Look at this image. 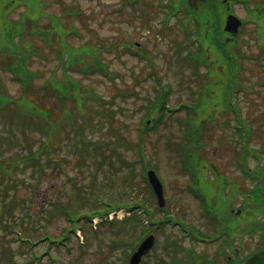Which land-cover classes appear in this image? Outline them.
I'll return each mask as SVG.
<instances>
[{"label":"rangeland","instance_id":"374dc122","mask_svg":"<svg viewBox=\"0 0 264 264\" xmlns=\"http://www.w3.org/2000/svg\"><path fill=\"white\" fill-rule=\"evenodd\" d=\"M170 1L142 0L127 5V0H24L17 8H0L9 23H18L28 10L40 9L43 24L69 10L74 14L63 24L69 26L68 31L76 29L69 44L77 48L101 46L99 58L104 65L101 74L75 72L71 76L97 96L85 106L76 108L71 103L66 108L84 129L85 135L78 142L80 148L88 149L87 158L78 159L74 153L77 148L73 146L79 143L72 119L57 104L51 109V121L57 129L49 142L57 149L52 154L55 158H66L61 160L63 169L47 168L33 187L34 195L23 182L14 186L18 178L30 181L28 171H15L12 179L3 181L0 264H127L133 250L126 244L134 240L132 245H137L150 229H158V237L141 264H225L228 256L245 258L254 250L264 249V212L251 204V191L257 190L264 208V39L259 40L263 29L255 23L257 17L262 20L264 16V0L231 1V13L248 24L233 48L230 42L233 45L234 40L221 38L226 43L225 52L209 49L211 68L196 65L194 54L200 43L195 16L183 5L175 8ZM222 6L218 7L217 19L223 26L227 12ZM214 25L213 21L212 30ZM41 50L44 57L31 59L28 64L31 71L44 74L36 80V87L55 64L52 50L44 45ZM226 57L234 67L232 80L226 72ZM5 61L3 56L1 89L21 100L20 83L3 70ZM228 100L230 108L225 104ZM19 114L15 106L0 114V123L12 122L16 134L11 140L5 133L6 125L0 126V136L5 138L0 139L1 157L9 163L5 168L26 152L24 144L22 149L5 151L11 141L21 138L24 129L33 146L43 140V135L34 134ZM144 124L150 129L143 131ZM185 124H200L195 143L183 141ZM238 126H242L241 132ZM94 146H101L96 156L90 152ZM185 151L192 155L183 157ZM152 166L164 185L163 213L142 177V172ZM188 169L202 182L197 191L206 196V190L213 209L220 213L216 220L205 218L198 200L188 192L192 184ZM4 199L10 205L3 203ZM13 200L18 204L15 208ZM134 202L147 207L149 222L158 223L170 215L189 229L218 239L210 237L212 245H199L180 228L149 226L142 220L145 216L138 218L141 225L137 228L126 221L124 226L117 221L112 228L104 220L100 226L105 216L117 219L128 213L125 207L111 209L109 204L130 207ZM63 209L77 214V224L68 221ZM23 210L27 211L24 218ZM11 225L24 231L22 237L28 236L26 246L14 241ZM72 228L75 231L70 233ZM80 242L84 244L80 246Z\"/></svg>","mask_w":264,"mask_h":264},{"label":"trees","instance_id":"16d2710c","mask_svg":"<svg viewBox=\"0 0 264 264\" xmlns=\"http://www.w3.org/2000/svg\"><path fill=\"white\" fill-rule=\"evenodd\" d=\"M29 11L30 10L27 11L25 17L22 16L18 23H9L10 19H8L7 14H0V61L3 56L6 57L3 70L10 75L12 80L20 83L21 93V100L11 98L1 89L0 83V114L2 113L5 115L9 108H13L15 106L20 113L18 116L25 118V121L28 122L27 126L34 134H42L43 140L39 143V145L37 144V146H33L32 143H29L28 135L25 132L26 129H24L21 138L18 141L17 139L16 141H11L5 151L6 153H9L14 149H22L21 146L24 144L27 148L26 152L21 153L18 162L11 164L12 166L9 165L8 168H5L4 165L9 163L1 157L0 151V172L2 173L0 177V188L5 179L13 178V172L28 171L30 183L27 179L21 180V178H18L15 180L14 186L17 187L19 182V184L23 182V184L28 186V189H30L31 193L34 195L36 181L46 174V169L52 168L54 171H60L63 169L61 160L66 159H57L52 155L57 151V149L50 145L49 141H51V138L57 128L51 121V109H53L54 105L56 106L58 104L61 111L71 117L75 130V140L76 142H81L79 139L85 135L84 129L82 128V125H78L77 121H74L71 111L69 110L68 112L66 109L68 108L67 105L72 103L73 107L76 106V108H79L85 106L89 99H97V96L88 90V87L85 88L84 85L72 79L71 76L72 73L75 72L84 76H92L99 73L101 74V72H103L104 65L99 58L101 52L103 51L101 46H91L88 44L84 47L77 48L69 44V38L72 33H76V29L72 28L71 31H68L69 26L63 24V21L64 19H70L69 17H71L74 13L66 10L61 18L54 16V18L48 19V21H50L49 24H43L40 19V16L43 15V13H41L40 9L31 10V12ZM255 23L258 27H260L259 29H263V32L259 34V40L261 41L264 39V17H262V20L255 21ZM200 35L202 36V33ZM215 36V33L211 29L209 36L207 37V41L201 37L202 42L204 44L206 43L210 49L214 48L217 51L220 50V53L225 52L226 43H221V40H217L218 37ZM42 45H44L46 49L52 50L54 53L52 56L55 64L51 74L47 75L44 81L36 87L34 86L36 80L40 77L42 78L44 74L38 71H31L28 68V64L31 59H41L44 57L45 52L41 50ZM230 46L233 48L234 44H230ZM198 51V58L204 60L206 54L204 47L200 46L196 49V52ZM226 59V72L232 75L233 79V75L235 73L234 67L230 64V58L226 57ZM230 77L231 76H229V79H231ZM233 85L234 84L230 85L231 90L233 89ZM84 89H87V91ZM227 90L229 91V89ZM225 104L229 105V100L226 101ZM1 125H6L7 131H5V133L11 137V140L16 138L12 122L10 124L0 123V126ZM56 125H58L57 122ZM185 125L186 130L184 131L185 134H183V141L185 140V144L195 143V140L199 138L200 127L198 126L200 124L190 126L187 124ZM43 128L45 131H43ZM149 129L150 128H148V130ZM238 129V132H241L242 126H238ZM145 131H147V129ZM0 139L3 140L5 138L0 136ZM75 146L77 150L74 151V153L79 156L78 159L83 160L84 158H87V154L89 155L88 149H85V147L80 148V143L74 144L73 147ZM100 149L101 146L92 147V150L90 151L91 155L96 156L99 153L97 151H100ZM186 154L188 157L192 155L189 151H185L183 152V157ZM6 188L9 189V186L7 185ZM251 195L253 196L251 203L252 206H255L256 209L262 211L263 213V200L258 199L257 190L251 191ZM7 201L4 199L2 202L10 205ZM14 203L15 200L11 201L13 208L18 205ZM61 211H64V209ZM24 215H27V211L25 212L23 210L22 218H24ZM76 215L77 214L75 213L72 214V216L78 217ZM86 215L87 214H83L84 217H86ZM123 222L124 223H120L122 226L126 225V222L129 221L126 220V222ZM21 225H24L23 222ZM259 226L260 225H256L254 227ZM261 229L264 231V223H262ZM18 233L25 234L23 230H20ZM262 236H264V233ZM26 238H28V236H26Z\"/></svg>","mask_w":264,"mask_h":264},{"label":"water","instance_id":"95a60500","mask_svg":"<svg viewBox=\"0 0 264 264\" xmlns=\"http://www.w3.org/2000/svg\"><path fill=\"white\" fill-rule=\"evenodd\" d=\"M188 1H189V4L193 6V3L195 2V0H188ZM240 24L241 22L237 17L233 15H228L227 20H226L225 30L230 31L232 33H236ZM148 178L154 188L159 205L163 206L164 199L162 195L161 184L152 170L148 171ZM152 242H153L152 237L146 238L141 243L138 250L132 255L130 259V264H138L141 256L145 252H147L148 249L151 247ZM242 264H264V251H256L253 255L248 257L247 260Z\"/></svg>","mask_w":264,"mask_h":264},{"label":"flooded vegetation","instance_id":"af4514ba","mask_svg":"<svg viewBox=\"0 0 264 264\" xmlns=\"http://www.w3.org/2000/svg\"><path fill=\"white\" fill-rule=\"evenodd\" d=\"M22 1H24V0H0V8H7V6H9V8H11V7L17 8L16 6H18ZM184 1H186V0H184ZM195 1H196L195 2L196 5L201 3L203 5L202 7L207 8L206 10H208L210 17L212 18L213 21H216L217 24H221V22H219V20L217 19L218 7L220 8V7H223L222 5H224L225 6V12H227V14L229 13V10H230V5L227 3V0H195ZM220 13L222 14V12H220ZM225 35H226L225 39L228 41V39L231 38V36L228 33H226ZM233 39H234V37H233ZM134 207L136 208L137 205H134ZM151 233H153V232L151 231L150 234ZM154 234H155V239H156V237H157L156 232ZM193 235H194V237L196 235V240L199 241V242H197L199 245H212L214 243V242L211 243V240L209 238H207V236H204L202 233H199L197 231ZM244 260L245 259H243L242 257H238V258L234 259V258L228 256L225 264H239V263H242Z\"/></svg>","mask_w":264,"mask_h":264},{"label":"bare ground","instance_id":"6f19581e","mask_svg":"<svg viewBox=\"0 0 264 264\" xmlns=\"http://www.w3.org/2000/svg\"><path fill=\"white\" fill-rule=\"evenodd\" d=\"M1 177V176H0Z\"/></svg>","mask_w":264,"mask_h":264}]
</instances>
